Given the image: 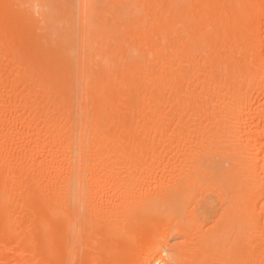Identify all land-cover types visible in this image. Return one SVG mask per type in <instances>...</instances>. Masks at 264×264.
Masks as SVG:
<instances>
[{
	"label": "bare ground",
	"instance_id": "1",
	"mask_svg": "<svg viewBox=\"0 0 264 264\" xmlns=\"http://www.w3.org/2000/svg\"><path fill=\"white\" fill-rule=\"evenodd\" d=\"M161 218L264 264V0H0V264H156Z\"/></svg>",
	"mask_w": 264,
	"mask_h": 264
},
{
	"label": "snow or ice",
	"instance_id": "2",
	"mask_svg": "<svg viewBox=\"0 0 264 264\" xmlns=\"http://www.w3.org/2000/svg\"><path fill=\"white\" fill-rule=\"evenodd\" d=\"M10 5H4L5 9H8ZM175 231V229H172ZM168 232V222L166 218H161V220L157 223L156 230L154 232V236L156 240H158L161 244L164 259H160L156 261V264H203L200 261L190 260L186 255H184L186 248L182 247V245H187L190 241L187 237L175 236L173 238H167ZM164 245H171L172 250L169 251L167 247ZM142 264H153L152 261H143Z\"/></svg>",
	"mask_w": 264,
	"mask_h": 264
}]
</instances>
